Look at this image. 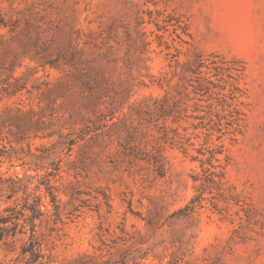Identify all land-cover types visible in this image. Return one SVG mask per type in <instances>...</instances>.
<instances>
[{"label":"rangeland","instance_id":"374dc122","mask_svg":"<svg viewBox=\"0 0 264 264\" xmlns=\"http://www.w3.org/2000/svg\"><path fill=\"white\" fill-rule=\"evenodd\" d=\"M49 171L0 264H264V0H0V213Z\"/></svg>","mask_w":264,"mask_h":264},{"label":"trees","instance_id":"16d2710c","mask_svg":"<svg viewBox=\"0 0 264 264\" xmlns=\"http://www.w3.org/2000/svg\"><path fill=\"white\" fill-rule=\"evenodd\" d=\"M53 169L56 170L57 167L54 166ZM53 175L54 172L52 171L45 173L32 188H30L31 177L15 176L2 182L5 197L16 201L18 200L17 195L20 193L22 202L20 207H17L16 204L9 205L4 208V213H0V239L14 237L17 233H25V227L28 226L27 245L23 251L30 253L32 261H36L38 258L34 229L35 222L43 215V211L40 209V196L36 193L40 190L41 185L44 187V192L49 196L54 209H58L53 194V186L50 183V177Z\"/></svg>","mask_w":264,"mask_h":264}]
</instances>
